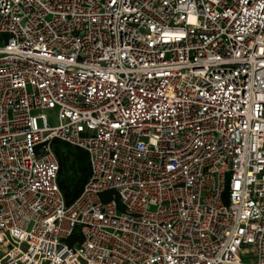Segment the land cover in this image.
<instances>
[{"label":"built area","instance_id":"1","mask_svg":"<svg viewBox=\"0 0 264 264\" xmlns=\"http://www.w3.org/2000/svg\"><path fill=\"white\" fill-rule=\"evenodd\" d=\"M0 264H264V0H0Z\"/></svg>","mask_w":264,"mask_h":264},{"label":"trees","instance_id":"2","mask_svg":"<svg viewBox=\"0 0 264 264\" xmlns=\"http://www.w3.org/2000/svg\"><path fill=\"white\" fill-rule=\"evenodd\" d=\"M50 144L58 164L56 183L67 206L77 198L89 177L87 154L83 149L58 139H52ZM75 239L77 234L73 232L68 242Z\"/></svg>","mask_w":264,"mask_h":264},{"label":"rangeland","instance_id":"3","mask_svg":"<svg viewBox=\"0 0 264 264\" xmlns=\"http://www.w3.org/2000/svg\"><path fill=\"white\" fill-rule=\"evenodd\" d=\"M41 113L46 116L49 125L55 124L54 112L52 110H43Z\"/></svg>","mask_w":264,"mask_h":264}]
</instances>
